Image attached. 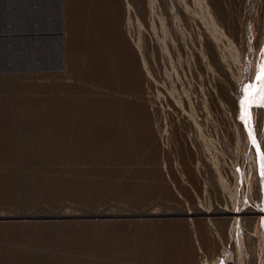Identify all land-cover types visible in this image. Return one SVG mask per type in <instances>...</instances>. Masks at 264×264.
Listing matches in <instances>:
<instances>
[{"label": "rangeland", "instance_id": "obj_1", "mask_svg": "<svg viewBox=\"0 0 264 264\" xmlns=\"http://www.w3.org/2000/svg\"><path fill=\"white\" fill-rule=\"evenodd\" d=\"M262 60L264 0H0V264H264Z\"/></svg>", "mask_w": 264, "mask_h": 264}, {"label": "bare ground", "instance_id": "obj_2", "mask_svg": "<svg viewBox=\"0 0 264 264\" xmlns=\"http://www.w3.org/2000/svg\"><path fill=\"white\" fill-rule=\"evenodd\" d=\"M128 5H130V3L128 4ZM151 12V11H150ZM116 15V14H115ZM115 24H116V22H114ZM117 26V25H116ZM209 36V35H208ZM211 37V36H210ZM209 37V38H210ZM211 41V40H210ZM212 43V42H211ZM215 43V42H214ZM214 45V44H213ZM215 46V45H214ZM213 46V47H214ZM207 48H209V47H207ZM210 48H211V46H210ZM211 52H212V49H211ZM213 53V52H212ZM202 59V58H201ZM203 59H204V57H203ZM205 60V59H204ZM203 60V61H204ZM113 69V68H112ZM225 87V86H224ZM225 90V89H224ZM233 94V93H232ZM230 95V94H229ZM230 97H231V95H230ZM118 100H120L119 98H118ZM117 100V98L115 99H112L111 101H107V102H109V104L107 105L106 104V107H107V110H109V108H111L114 104H117V103H119V101ZM130 105V104H129ZM134 105V104H133ZM138 108H140V107H138ZM132 110V109H131ZM137 111V110H136ZM133 112H134V110H133ZM141 112V111H140ZM140 112H139V114H140ZM132 113V112H131ZM145 113V112H144ZM143 113V114H144ZM113 116V115H112ZM137 117H139V116H137ZM144 117V116H143ZM115 118V117H114ZM136 118V117H135ZM144 118H146V117H144ZM143 118V119H144ZM149 118V117H148ZM101 121V120H100ZM60 122H61V125H63V123H62V121H59V124H60ZM148 123V122H147ZM117 127L118 126H120V124H118V125H116ZM144 126V125H143ZM59 127V126H58ZM58 127H56L57 129H58ZM56 129V130H57ZM117 129H119V128H117ZM80 130V129H79ZM6 131V130H5ZM148 131V130H147ZM36 132V131H35ZM80 132V131H79ZM78 132V133H79ZM143 132V131H142ZM144 132H146V131H144ZM151 132V131H150ZM77 133V132H76ZM143 134V133H142ZM6 137H7V135H6V133L4 134ZM120 135H121V133H120ZM122 136L123 135H121V138H122ZM8 138V137H7ZM6 138V139H7ZM106 139V138H105ZM105 139H103V141L105 140ZM9 141V140H8ZM7 141V142H8ZM2 142V141H1ZM6 142V144H8ZM10 142V141H9ZM12 142V141H11ZM10 142V144H12L13 146H14V144L13 143H11ZM108 140H107V142H106V140L104 141V142H100L103 146H104V144L105 145H107L108 144ZM119 142V141H118ZM28 143V142H27ZM116 143V142H115ZM58 146H57V148H60L61 147V145H65L66 144V140L65 139H63V138H61V137H59V142L58 143H56ZM86 144H88L89 146H90V143L88 142V143H86ZM85 144V146H87ZM74 145H76L77 147H75V149L76 148H78L77 149V152H78V150H79V153H80V158L82 159V157L84 158H89L90 156H88V154L90 153V151L89 150H87V151H89V153H87L86 152V150L85 149H87V147L86 148H84L85 146H84V143L79 139L76 143L74 142ZM7 146H9V145H7ZM81 146H84L83 148H84V150H83V148L81 147ZM92 146V145H91ZM66 147V146H65ZM64 147V148H65ZM16 148V147H15ZM19 148V147H18ZM23 148V147H22ZM62 148V147H61ZM93 148V147H92ZM68 149H70V148H68L67 147V150H65V149H61V151H60V153H58V154H60V155H58V156H60V157H65L67 154H68V151H70V150H72V148L70 149V150H68ZM74 149V150H75ZM82 149V150H81ZM88 149H89V147H88ZM15 151H16V149H14ZM13 149H10V148H8V156L7 157H9L10 158V160L12 161V162H16V156H17V152L15 153V151H14ZM28 149H26V150H24V151H27ZM91 150V149H90ZM102 150H104V149H102ZM107 150V149H106ZM93 151V150H92ZM91 151V152H92ZM6 152V151H5ZM28 152V151H27ZM49 152V151H48ZM52 152V151H51ZM59 152V151H58ZM76 152V153H77ZM23 153V152H22ZM29 153H30V151H29ZM31 153H32V151H31ZM34 153V152H33ZM50 153V152H49ZM52 153H54V152H52ZM57 153V152H56ZM67 153V154H66ZM81 153H83V155H81ZM94 153V152H93ZM92 153V154H93ZM16 154V155H15ZM21 153H19V155H20ZM84 154H86V155H84ZM49 155V154H48ZM51 155V154H50ZM49 155V156H50ZM56 155V156H57ZM79 155V154H78ZM90 155H91V153H90ZM1 156V155H0ZM28 156V155H27ZM35 156V155H34ZM43 156V155H42ZM52 157H54L55 155L54 154H52L51 155ZM55 156V157H56ZM41 157V156H40ZM66 157H68V156H66ZM34 158V157H33ZM30 159V158H29ZM42 159V158H41ZM57 160V159H56ZM37 161V160H36ZM40 161V160H39ZM45 161V160H44ZM55 161V160H54ZM11 162V163H12ZM14 162V163H15ZM19 162V161H18ZM16 164V163H15ZM19 165V164H18ZM24 166V165H23ZM20 167V166H19ZM46 168V167H45ZM47 171V170H46ZM69 171H71V170H69ZM51 172V171H50ZM53 173V172H52ZM14 175V174H13ZM14 177V176H13ZM16 177V176H15ZM16 180V179H15ZM52 180V179H51ZM50 180V181H51ZM46 181V180H45ZM49 181V180H48ZM46 183V182H45ZM146 187V186H145ZM143 188V187H142ZM147 189V188H146ZM246 208V207H245ZM202 210V209H201ZM248 210H249V208H248ZM252 211V210H251ZM130 212V211H129ZM215 212H217V213H231V212H228L227 210L226 211H214V212H203V211H200V212H195L194 213V211L193 212H187V211H185V210H180V214H184V215H193V214H213V213H215ZM237 213H238V211H236ZM236 212H233V213H236ZM254 212V211H253ZM255 212H257V211H255ZM122 213V212H121ZM124 213V212H123ZM177 213H178V211H177ZM239 213H241L240 211H239ZM242 213H252V212H242ZM258 213V212H257ZM34 214V213H33ZM57 214V213H56ZM61 214V213H60ZM99 214H102V213H99ZM115 214V213H114ZM216 214V213H215ZM36 215V214H35ZM53 215V214H52ZM66 215V214H65ZM90 215V214H89ZM95 215V214H94ZM97 215V214H96ZM106 216L108 215V214H105ZM111 215H113V214H111ZM122 215H125V216H135V215H173V213L172 212H167V213H152V212H145V213H136L135 211L133 212V211H131L130 213H127V214H122ZM32 216V214H29V215H21V216H18V217H21V218H27L28 219V217H31ZM63 216V215H62ZM3 217H12L11 215H4V216H2V215H0V218H3ZM16 217V216H15ZM44 217V216H43ZM54 217V216H53ZM68 220V219H67ZM60 221V220H59ZM115 222V221H114ZM117 222V221H116ZM25 224L26 223H28V220H26L25 222H24ZM121 224H123V223H121ZM109 226V225H108ZM117 226V225H116ZM160 227H163V226H160ZM17 228V227H16ZM122 228V227H121ZM210 228V227H209ZM50 229V228H49ZM51 230V229H50ZM94 230V232H95V229H93ZM167 230H169V229H167ZM12 231V230H11ZM47 231H48V229H47ZM46 231V232H47ZM43 232V231H42ZM55 233V231H52L51 233ZM90 232V231H89ZM92 232V231H91ZM89 233V235L87 234V238L91 241V242H93V245L95 246V244H96V241L97 242H99V239L97 238V234H94V233ZM109 232V231H108ZM98 233V232H97ZM116 234V233H115ZM206 229H205V227L203 228V229H201L200 230V235H201V237L202 238H205V236H206ZM49 235H51V234H49ZM46 236V235H45ZM54 236V235H53ZM117 235H111L110 233H109V236H108V238H109V240H111V242H112V240L115 238V244H116V240H117V237H116ZM56 237V236H55ZM54 237V238H55ZM48 239V238H47ZM87 239V240H88ZM147 240V239H146ZM145 240V243H144V241H142V240H140L139 238L137 239V241H132L131 243H133L134 245V248L136 249V248H138V250H142V252H143V249H144V247L146 246V245H148V243H147V241ZM120 241H123L122 239L120 240ZM90 243V242H89ZM159 243V244H158ZM158 243H154V245L156 246V248L158 249V250H160V249H162L163 248V246H162V243H163V240L162 239H160L159 241H158ZM149 244H151V243H149ZM114 245V244H113ZM179 247L182 249V250H184V249H186V244H185V238H183V239H180L179 240ZM120 248V247H119ZM120 250V249H119ZM185 255V251H184V253L182 254V257H181V264H185V263H188L189 261L190 262H192V255H191V253L187 256V257H185L184 256ZM22 256V255H21ZM69 262H70V260H69Z\"/></svg>", "mask_w": 264, "mask_h": 264}, {"label": "snow or ice", "instance_id": "obj_3", "mask_svg": "<svg viewBox=\"0 0 264 264\" xmlns=\"http://www.w3.org/2000/svg\"><path fill=\"white\" fill-rule=\"evenodd\" d=\"M241 92L243 98L240 103L244 112L241 118L250 125L252 120L250 109L253 107L264 108V60L258 65L255 82L248 84L246 87H242ZM253 144H256L254 138Z\"/></svg>", "mask_w": 264, "mask_h": 264}]
</instances>
